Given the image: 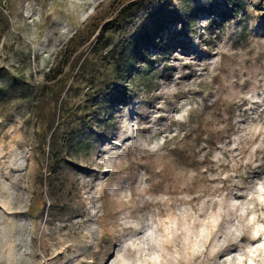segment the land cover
Returning <instances> with one entry per match:
<instances>
[{
    "label": "rangeland",
    "instance_id": "rangeland-1",
    "mask_svg": "<svg viewBox=\"0 0 264 264\" xmlns=\"http://www.w3.org/2000/svg\"><path fill=\"white\" fill-rule=\"evenodd\" d=\"M0 264H264V0H0Z\"/></svg>",
    "mask_w": 264,
    "mask_h": 264
}]
</instances>
